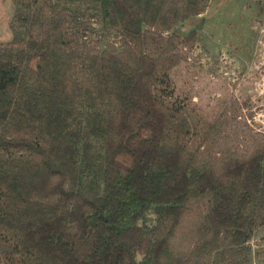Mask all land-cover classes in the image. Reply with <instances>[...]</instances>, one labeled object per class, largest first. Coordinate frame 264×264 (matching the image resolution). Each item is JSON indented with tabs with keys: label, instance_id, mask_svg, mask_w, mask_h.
<instances>
[{
	"label": "trees",
	"instance_id": "1",
	"mask_svg": "<svg viewBox=\"0 0 264 264\" xmlns=\"http://www.w3.org/2000/svg\"><path fill=\"white\" fill-rule=\"evenodd\" d=\"M0 264H255L264 133L214 161L168 72L210 0H12Z\"/></svg>",
	"mask_w": 264,
	"mask_h": 264
},
{
	"label": "rangeland",
	"instance_id": "2",
	"mask_svg": "<svg viewBox=\"0 0 264 264\" xmlns=\"http://www.w3.org/2000/svg\"><path fill=\"white\" fill-rule=\"evenodd\" d=\"M13 16V1L0 0V41L13 38ZM195 27L199 40L168 76L173 98L192 107V146L215 161L264 133V0H210L178 31ZM250 243L254 263L264 264V226Z\"/></svg>",
	"mask_w": 264,
	"mask_h": 264
}]
</instances>
